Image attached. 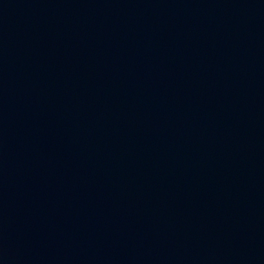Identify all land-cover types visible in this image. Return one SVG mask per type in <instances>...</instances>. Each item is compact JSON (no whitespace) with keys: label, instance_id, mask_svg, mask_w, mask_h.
Here are the masks:
<instances>
[{"label":"water","instance_id":"1","mask_svg":"<svg viewBox=\"0 0 264 264\" xmlns=\"http://www.w3.org/2000/svg\"><path fill=\"white\" fill-rule=\"evenodd\" d=\"M0 264H264V0H0Z\"/></svg>","mask_w":264,"mask_h":264}]
</instances>
